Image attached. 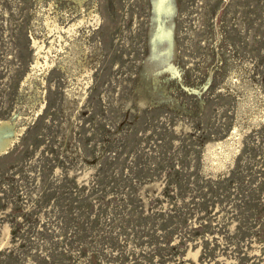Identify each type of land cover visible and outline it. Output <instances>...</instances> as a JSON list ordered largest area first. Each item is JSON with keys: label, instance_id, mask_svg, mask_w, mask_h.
<instances>
[{"label": "rangeland", "instance_id": "374dc122", "mask_svg": "<svg viewBox=\"0 0 264 264\" xmlns=\"http://www.w3.org/2000/svg\"><path fill=\"white\" fill-rule=\"evenodd\" d=\"M0 264H264V0H0Z\"/></svg>", "mask_w": 264, "mask_h": 264}]
</instances>
